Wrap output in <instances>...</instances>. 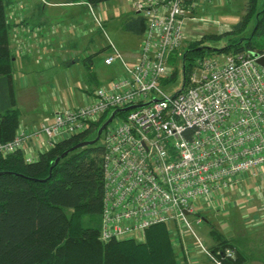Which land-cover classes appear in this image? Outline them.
Listing matches in <instances>:
<instances>
[{"label": "built area", "instance_id": "2783aa9c", "mask_svg": "<svg viewBox=\"0 0 264 264\" xmlns=\"http://www.w3.org/2000/svg\"><path fill=\"white\" fill-rule=\"evenodd\" d=\"M205 1L233 0H133L146 21L135 58L127 59L108 38L104 59L109 66L120 63L123 74L88 93L83 105L59 109L52 122L20 128L13 140L0 142V152L22 150L33 161L30 143L47 151L118 111L103 138L100 239L143 241L148 228L167 224L186 262L193 264L185 242L190 234L212 264H225L236 259V250L207 247L190 217L197 215V201L213 202L242 177H264V66L258 63L264 52L206 55L189 66L183 48L191 42L190 28L221 26L197 17ZM85 4L93 29L104 30L101 16ZM180 71L181 90L167 93Z\"/></svg>", "mask_w": 264, "mask_h": 264}, {"label": "trees", "instance_id": "16d2710c", "mask_svg": "<svg viewBox=\"0 0 264 264\" xmlns=\"http://www.w3.org/2000/svg\"><path fill=\"white\" fill-rule=\"evenodd\" d=\"M13 1L0 0L1 143L13 140L21 127L13 83L16 56L10 46L12 24L7 16ZM82 1L96 8L111 0H68L72 3ZM258 1L248 0L244 15L231 30L219 35H204L191 41L189 47L185 46L187 64L191 66L196 58L214 53L243 50L263 53L264 1L260 10ZM253 18L250 35L246 38L235 36L243 32ZM103 26L104 30H94L105 32L104 22ZM124 28L142 36L146 21L134 13L127 18ZM223 36L230 40L226 47L211 49L204 46L206 40ZM254 37L259 41L255 43ZM105 50L102 48L94 54L99 56ZM86 59L92 69L93 55ZM95 77V72L90 73L91 82ZM176 78L177 72L173 74V79ZM95 90L90 89L89 93L93 95ZM112 113L107 112L91 122L85 131L58 141L34 162H29L22 150L7 156L0 152V264H179L166 224L148 228L146 241L115 239L104 242L100 239L106 150L103 136L96 138L99 128ZM123 113L121 110L119 115ZM90 140L95 141L71 151L56 163L65 151ZM210 234L215 240L212 247L215 251L226 247L236 249L237 259H226L225 264H242L243 253L238 249V242L226 239L215 228Z\"/></svg>", "mask_w": 264, "mask_h": 264}, {"label": "crops", "instance_id": "0c3cea01", "mask_svg": "<svg viewBox=\"0 0 264 264\" xmlns=\"http://www.w3.org/2000/svg\"><path fill=\"white\" fill-rule=\"evenodd\" d=\"M47 1L48 0H41L40 3H31L24 7H20V2L14 0L10 5L11 10L13 7V10H17L15 18L10 20L12 24L10 31V46L16 56L14 60L13 83L17 106L21 113L20 128H33L42 123L52 122L55 113L59 109L81 106L86 102L89 89L85 84L83 88L73 89V85L70 81V77H72L70 76L72 70L71 65L75 64L78 52L82 51L84 47L82 43H89L88 46L85 45L86 48L91 46L94 42L98 41L100 43L98 38L101 35L93 29L94 26L88 28V23L83 22H81L83 24L79 26V24H81L78 22V20L81 19L79 14L80 11L75 7L84 6L88 13V7L85 4L86 1L78 3L68 2V0H52L50 3ZM132 2L133 0H129V4L134 13H136ZM205 3L212 2L205 1ZM24 12L26 15L28 14L29 18H23L22 14H24ZM54 17L63 20H54ZM52 19L57 25L50 24L54 22L50 21ZM102 20L104 24H106L103 18ZM59 22L61 23L58 24ZM47 24L49 25L48 29L42 30ZM66 25H70L69 29L65 28ZM82 26L85 28L83 32L75 30L76 27L82 28ZM72 29H74V31H72ZM103 33L108 40L104 48H106L105 51L109 53L110 49L107 45H109L108 38H110V36L106 30L105 32L103 31ZM70 34H72L71 37H69ZM138 37L140 40L138 45L139 48L142 36ZM38 54H47L50 58L55 60V66H53L52 69H48L49 65L46 62L44 67L40 65L41 56ZM87 54L86 58L91 56L88 51ZM124 55L127 59L133 61L135 58V51ZM113 71L114 75L110 80L99 82L96 76L94 82L90 81L93 78H88L87 82L89 83L87 85H92L91 83H97V87L108 85L113 79L123 74L122 65L120 63H115L113 65ZM83 91L85 92L83 93ZM29 148L35 156L34 161H36L42 153V150H39L34 143H30ZM243 216L244 220L251 219L249 215ZM256 218L264 219V215H256ZM188 237L189 235H186L185 242L193 264H211L209 260H207V257ZM248 237V235H242V237L234 239L236 243L238 242V249L243 253L241 255L242 264H264V244H262V246L257 245L252 247L248 243ZM176 249L178 250L177 256L179 264H190L179 255L182 250L177 247Z\"/></svg>", "mask_w": 264, "mask_h": 264}, {"label": "rangeland", "instance_id": "374dc122", "mask_svg": "<svg viewBox=\"0 0 264 264\" xmlns=\"http://www.w3.org/2000/svg\"><path fill=\"white\" fill-rule=\"evenodd\" d=\"M18 1L20 2V7H24L31 3H40L41 0ZM51 1L52 0H48L47 2L50 3ZM263 1L264 0L258 1V10L262 9ZM247 2L248 0H233L230 2L222 3H204L203 7L198 8L197 17L219 20L221 26H214V28L208 30H198L191 27V41H194L200 37L202 38V36L204 35H219L224 31L231 30L244 15ZM10 7L11 6L8 7L9 21L13 20L17 13V10H13L14 7L12 8V10L10 9ZM75 8L80 11L79 14L81 19L78 20V22L88 23V28L93 26L94 23L93 20H91L92 17L89 13H87L85 7L77 6ZM95 12L99 13L106 21V32L123 54L132 53L138 49V45L140 43L139 37L131 32L126 31L124 28V24L127 18L134 14V11L129 4V0H111L102 3L95 8ZM25 15L26 13L24 12V14H22L23 18H29L28 14L26 16ZM54 20L63 19L55 18ZM54 20L52 19L50 21ZM60 23L61 22H59L58 24ZM83 23L79 24V26H81ZM50 24L57 25L55 21L51 22ZM253 24L254 18L251 20V22H249L247 28L243 32L237 33L235 36L240 38L248 37L251 33ZM48 26L49 25L47 24L42 28V30H47ZM69 26L66 25L65 28L69 29ZM75 30L80 31V28L76 27ZM72 31H74V29H72ZM100 35L101 36H99L98 38L100 40V43L98 41L94 42L88 48H86L85 45L88 46L89 43H82L84 47L82 51L78 52V56L75 59V64L71 65L72 70L70 76L72 77H70V81L73 85V89L83 88L84 84L89 90H93L94 88H96L98 86L97 83H91L92 85H87L89 83L87 82V79L90 78V73L92 72L96 73L99 82H106L110 80V78L114 75L113 65L109 66L104 63V59L107 56L108 52L103 51L99 53V56L93 54L96 53V51L104 48L105 44H107L108 40L105 34L102 32L100 33ZM71 36L72 34H70L69 37ZM258 41L259 38L254 37V42L256 43ZM229 43V37L223 36L218 39L211 38L206 40L204 42V46L211 49H217L226 47ZM187 47L189 46L187 45ZM87 51L89 55H93L94 62L92 64V69L88 64H86L88 62V59H86V56L88 55ZM217 54L219 53H216V55ZM38 55L41 56L40 65H42L43 67L45 65V62L49 65L48 69H52L53 66H55V60L50 58L47 54ZM213 55H215V53ZM182 81V71H180L177 81L172 85L165 87L166 92L169 94H175L180 91L182 88ZM84 92L85 91H83V93ZM196 214L197 215H192L190 217L191 221L193 222L194 230L205 243V245L209 248H212L215 244V240L210 234L212 228L217 229L220 233L223 234L226 239H229L231 241L242 237V235H248L249 245H251L252 247H255L257 245L262 246V244H264V219L256 218V215H264V177H242L239 182H236V184H233L231 186V189L224 192V194L218 195L213 202H209L208 200L197 201ZM198 215L202 218V222L199 224H197ZM243 215H249L251 219L244 220ZM168 227L170 230L172 244H174L171 227L169 225ZM188 235L189 240L193 241L197 246L195 238L190 234ZM146 239L147 237H145L143 241H146ZM174 248L176 253H178L176 247Z\"/></svg>", "mask_w": 264, "mask_h": 264}, {"label": "water", "instance_id": "95a60500", "mask_svg": "<svg viewBox=\"0 0 264 264\" xmlns=\"http://www.w3.org/2000/svg\"><path fill=\"white\" fill-rule=\"evenodd\" d=\"M257 55V54H256ZM258 63L262 66H264V56L262 57H259L258 58ZM131 108V107H130ZM128 108V109H130ZM118 111H114L111 116L108 118V120L99 128L98 130V135H97V138L96 139H99L103 133V131L106 129V127L113 121L114 117L116 116ZM95 140H90V141H84V142H81L77 145H75L74 147H72L71 149L65 151L60 157H58L56 159V163L64 156H66L68 153H70L71 151L77 149V148H81L83 146H86V145H89L91 143H93Z\"/></svg>", "mask_w": 264, "mask_h": 264}, {"label": "bare ground", "instance_id": "6f19581e", "mask_svg": "<svg viewBox=\"0 0 264 264\" xmlns=\"http://www.w3.org/2000/svg\"><path fill=\"white\" fill-rule=\"evenodd\" d=\"M90 5V4H89ZM92 8H93V10L95 11V7H93L92 5H90ZM8 16V15H7ZM106 130V129H105ZM104 130V131H105ZM104 131H103V133H102V135L101 136H103V138H104ZM97 135H98V133H97ZM101 138V137H100ZM26 156V155H25ZM27 159V158H26ZM34 161V160H33ZM33 161H29V162H33Z\"/></svg>", "mask_w": 264, "mask_h": 264}]
</instances>
